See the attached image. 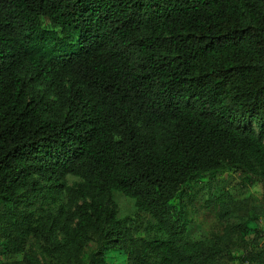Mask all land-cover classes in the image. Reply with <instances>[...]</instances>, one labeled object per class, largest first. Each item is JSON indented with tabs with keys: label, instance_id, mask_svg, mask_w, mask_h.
<instances>
[{
	"label": "trees",
	"instance_id": "16d2710c",
	"mask_svg": "<svg viewBox=\"0 0 264 264\" xmlns=\"http://www.w3.org/2000/svg\"><path fill=\"white\" fill-rule=\"evenodd\" d=\"M230 172L264 184V0H0V264H264Z\"/></svg>",
	"mask_w": 264,
	"mask_h": 264
},
{
	"label": "rangeland",
	"instance_id": "374dc122",
	"mask_svg": "<svg viewBox=\"0 0 264 264\" xmlns=\"http://www.w3.org/2000/svg\"><path fill=\"white\" fill-rule=\"evenodd\" d=\"M224 179H218L214 185H212V194L216 198L222 191L232 194L236 200L250 199L255 197L257 199H262L264 195V184L259 181H254L253 183L242 178L233 172L229 173ZM77 179L74 177L70 178V183L76 182ZM221 189V192H220ZM210 185H199L196 190L192 193L191 204L186 200L185 204L186 210L189 212L190 217L195 221V223L207 232L217 231L222 228L221 222L218 218V210L215 207H210L208 202L211 198ZM116 200L120 209V217L122 219H128L134 221V225L140 229L141 223L144 222L143 219H139L137 216V210L134 202L126 197L119 195L117 193ZM263 224V222L261 223ZM251 240V238H249Z\"/></svg>",
	"mask_w": 264,
	"mask_h": 264
}]
</instances>
